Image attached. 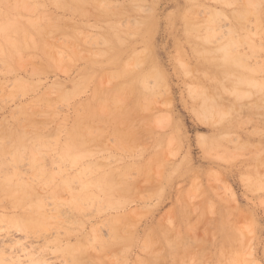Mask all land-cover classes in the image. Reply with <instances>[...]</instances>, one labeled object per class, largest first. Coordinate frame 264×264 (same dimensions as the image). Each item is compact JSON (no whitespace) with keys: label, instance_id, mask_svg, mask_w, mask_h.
<instances>
[{"label":"rangeland","instance_id":"1","mask_svg":"<svg viewBox=\"0 0 264 264\" xmlns=\"http://www.w3.org/2000/svg\"><path fill=\"white\" fill-rule=\"evenodd\" d=\"M0 264H264V0H0Z\"/></svg>","mask_w":264,"mask_h":264}]
</instances>
